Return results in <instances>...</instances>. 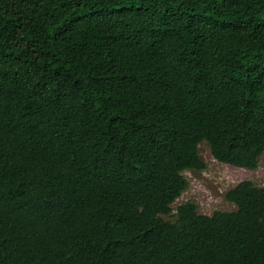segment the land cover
<instances>
[{
  "label": "trees",
  "instance_id": "obj_1",
  "mask_svg": "<svg viewBox=\"0 0 264 264\" xmlns=\"http://www.w3.org/2000/svg\"><path fill=\"white\" fill-rule=\"evenodd\" d=\"M264 0H0V264H264ZM163 216H174L165 219Z\"/></svg>",
  "mask_w": 264,
  "mask_h": 264
},
{
  "label": "rangeland",
  "instance_id": "obj_2",
  "mask_svg": "<svg viewBox=\"0 0 264 264\" xmlns=\"http://www.w3.org/2000/svg\"><path fill=\"white\" fill-rule=\"evenodd\" d=\"M199 151L206 167L200 171L183 172L188 187L172 205L173 213H176L178 206L186 202L194 203L202 215L211 216L215 211H234L236 205L226 198L229 190L244 180H250L257 186H264V154L258 168L250 170L217 161L206 141L199 145ZM163 217L168 220L175 219L174 216Z\"/></svg>",
  "mask_w": 264,
  "mask_h": 264
}]
</instances>
